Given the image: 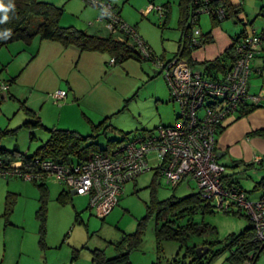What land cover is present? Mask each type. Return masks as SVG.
Segmentation results:
<instances>
[{
	"label": "rangeland",
	"instance_id": "obj_1",
	"mask_svg": "<svg viewBox=\"0 0 264 264\" xmlns=\"http://www.w3.org/2000/svg\"><path fill=\"white\" fill-rule=\"evenodd\" d=\"M44 3L56 5L63 9L60 25L64 28L73 27L88 35L109 37L111 32L105 23H96L99 18L98 9L89 5L87 0H40ZM121 13L123 21L129 26L136 27L144 42L155 55L165 60H172L179 50L181 31L179 27V0H107ZM238 8V18L223 21L214 27L212 19L207 15L201 16L200 27L204 35L212 33L214 29L222 27L229 32L230 38H237L242 34H252L253 29L261 32L264 29V16L261 9L264 0H230ZM167 9L169 20L165 24V17L159 9ZM165 14V13H164ZM94 23V26L90 25ZM115 39L126 41L127 36L118 33ZM37 39L34 43H38ZM130 43L134 44L132 39ZM26 47L17 42L4 47L0 52V82L9 80L23 71V58L27 51L20 52ZM108 62L111 60L107 57ZM128 71L120 67L110 66L111 73L116 70L108 85L111 90V102L96 99L83 103L82 109L92 115V110L108 107L119 100L123 112L112 115L106 137L96 140L101 149H106L108 140L127 141L138 132H149L160 126L174 127L177 125L181 108L172 102L168 86L163 74L157 76L160 70L153 62L139 64L134 61L128 63ZM121 68V69H120ZM142 70L145 74L142 73ZM25 72L21 74L17 84L10 92L14 98L0 100V131L7 132L1 142L3 149L33 156L37 150L49 140L50 134L43 129H33L26 123L36 121L23 107L22 99L28 91L25 89ZM102 93L99 92V95ZM122 94L126 99L122 100ZM50 95V94H49ZM53 95V94H51ZM48 97L45 106V118L51 114L52 129H70L72 124L57 123L60 109L66 102L56 103ZM48 96V95H47ZM67 99V98H66ZM65 99V100H66ZM127 101V103H126ZM73 103L69 101V104ZM39 109L41 103L38 105ZM38 111V110H37ZM46 112L49 114L46 115ZM44 123V122H43ZM55 123V125L53 124ZM77 128L84 137L93 134L92 128L85 123ZM69 127V128H68ZM33 136V139H32ZM228 158V157H226ZM220 160V159H219ZM227 166V173L234 176V181L248 192L250 201H257L262 192H253L264 171L257 166L256 170L238 172L234 164H227L225 157L221 160ZM77 163V162H73ZM154 161H151L153 164ZM45 183L48 189L46 235L42 242L41 221L37 213L41 208L42 193L38 187L41 183L22 179L19 176L0 175V264H95L96 251L104 253L112 259L119 255L117 247L122 252L128 248L122 244L125 235L136 233L143 226V242L130 255L131 264H233L229 262L230 252L226 245L233 236L242 234L249 226L250 220L246 214L237 215L212 211L195 216V222L204 224L210 231L205 235L192 234L185 245L178 241L157 239L156 218H148L147 206L154 198L165 201L176 197L178 199L194 195L198 192L195 181L188 179L176 188L169 186L166 180L156 178V171H148L137 178L135 182L125 187L118 206L105 218L101 219L89 207V198L73 194L72 190L63 184L55 175H48ZM251 192V193H250ZM65 194L64 201L61 195ZM175 221V220H171ZM177 221V220H176ZM189 218L179 221L180 226H187ZM162 224L160 223V226ZM160 243V244H159ZM209 248V252L201 259L198 253ZM188 249L190 252H187ZM193 251L196 254H193ZM192 252V253H191ZM250 256L249 262L255 261ZM255 264H264V254Z\"/></svg>",
	"mask_w": 264,
	"mask_h": 264
},
{
	"label": "built area",
	"instance_id": "obj_2",
	"mask_svg": "<svg viewBox=\"0 0 264 264\" xmlns=\"http://www.w3.org/2000/svg\"><path fill=\"white\" fill-rule=\"evenodd\" d=\"M87 2L99 11L96 23H105L111 34L123 33L132 39L142 56L164 75L172 102L181 108L177 125L135 134L86 163L64 164L46 159L39 162L41 172L38 174L22 173V165L14 164L13 171L0 168V175H18L27 180L55 175L73 194L88 197L90 209L101 219L118 206L126 185L148 171L155 170L173 187L189 178L195 181L200 199L214 211L247 215L254 226L255 241L264 254V193L259 200L250 201L248 194L238 186L226 184V168L220 164L217 151L218 132L224 121L243 106L261 103L259 97L250 94L249 80L252 62L264 44V33L253 29L251 35L233 41L236 59L232 69L220 78L211 77L192 69L180 56L168 61L157 57L110 2ZM199 14L219 20L226 18L223 8L205 7ZM196 21L195 17L191 22L190 40L203 48L202 31ZM114 63L112 60L111 64ZM2 89L6 91L8 87ZM51 98L59 103L67 98V92L58 91ZM260 162V158L255 159V163Z\"/></svg>",
	"mask_w": 264,
	"mask_h": 264
},
{
	"label": "trees",
	"instance_id": "obj_3",
	"mask_svg": "<svg viewBox=\"0 0 264 264\" xmlns=\"http://www.w3.org/2000/svg\"><path fill=\"white\" fill-rule=\"evenodd\" d=\"M205 7H212L214 9L223 8L226 13L225 20L238 18V8L234 7L231 4L230 0H201L200 2H196V0H179V27L181 31V39L179 42V50L175 57L180 56L181 59L185 60L191 66L192 69H199L209 74V76L211 77L220 78L229 70H231L233 65L235 64L236 58L234 52V43L218 59L212 62H197L192 58L193 53L200 50L202 47L199 45H193L192 41L190 40V35L192 33L191 22L196 17V22L198 24V27H200L202 15H200L199 12ZM114 8L120 15L121 13L117 10V7ZM63 12V9L57 7L56 5L44 3L40 0H0V52L4 47L17 42L24 43L26 46H31L36 39H40L41 41L58 43L62 47L67 49L76 48L82 53L106 54L110 57L111 61L115 60V63L113 64L115 66L121 65L130 59L137 60L139 62H150V60L142 56L136 45L130 43V40L128 38L126 39V41H121L115 39L114 34H111L109 37H102L97 35H88L73 27H62L60 25V20ZM159 12L161 13V15L163 13L166 24L169 20V12L164 8L160 9ZM262 13L264 16V7H262L261 9L260 15H262ZM209 17L212 19V24L214 27L220 26V24L225 21L219 20L214 16ZM134 28L136 29V27ZM258 33H264V29ZM246 36L247 34L244 33L241 36L234 38L233 41L236 42ZM202 41L203 47L211 44L213 41L211 32L207 35H204L202 32ZM153 54L155 53L153 52ZM256 56L257 54L255 55V58ZM158 73L162 74L161 72ZM18 80L19 76L10 78L9 80L4 81L5 83L1 82L0 100L5 99L1 95L2 92H6L7 99L14 98L11 95L9 89L14 84H16ZM3 86H7L8 89L6 91H3ZM22 104L29 115L36 117V121L34 123L28 122L25 124V126H29L33 129H44L50 134V137L49 140L44 143L33 156H29L21 154L17 151H14L12 153L3 149L1 146V142L7 132L0 131V168L3 170L13 171L12 166L14 164H21L22 173L38 174L41 172L39 162L46 159L64 164H71L73 162L86 163L91 160V158L96 154L108 153L113 148L124 142L107 139L108 146L106 149H101L96 143V140L99 137H106L108 130L111 129L112 125L109 122V118L105 119L98 125L92 124L93 134L84 137L76 131L45 128L41 120L37 117V114L26 106V102L23 101ZM258 105L243 106L232 116L240 115L239 118L244 117L251 113L255 108H257ZM223 129L224 127L222 124L219 129L218 136L221 134ZM254 134L264 136V131L255 132ZM19 177L24 179L22 176ZM47 177L48 176L40 180H31L36 183H41L38 185L42 193L41 208L37 213V217L41 221L40 233L42 242L44 241L46 235V204L48 197V189L45 183L42 182H44ZM158 177L161 178L160 174L156 172L157 180ZM186 180H184L182 183H184ZM224 180L226 184H234L248 194V192L245 191L236 182H228L226 177H224ZM182 183H180L179 185H181ZM178 186L171 187L176 188ZM254 190H261L264 193V178L255 185ZM198 193L199 192L181 199L173 196V198L165 201H159L154 198L152 204L147 206L148 218H156V224L158 226L156 229V234L157 239L160 243L164 240H174L178 241L180 244L185 245L186 240L190 238L189 235H205L206 232L210 231L208 226L204 224L199 225L195 222L194 219L195 216L200 214V212L209 213L214 211L208 204H206V202H203L200 199ZM64 199L65 194L63 193L61 195V200L64 201ZM232 213L237 215L244 214L239 212ZM186 218H189L190 220L188 221V225L180 226L179 221H183ZM172 219L175 221H171ZM160 223L162 224L161 226ZM143 226H145V223H142L140 225V229L136 233L125 235L122 244H127L128 248H126L125 252H122L120 247L118 246V256L112 259H108L105 257L103 252L96 251L94 253L95 264H131V253L137 250L143 242ZM229 240L230 241L226 245V248L230 252L229 262L233 264H246L247 262H249L250 256H253V259H255V262L253 263L255 264L262 255L261 246L255 241V231L252 223L242 234L233 236ZM187 252H190V250L188 249ZM208 252L209 248L200 250L197 256L198 259L203 258ZM194 253L196 254L195 251H193V254Z\"/></svg>",
	"mask_w": 264,
	"mask_h": 264
},
{
	"label": "crops",
	"instance_id": "obj_4",
	"mask_svg": "<svg viewBox=\"0 0 264 264\" xmlns=\"http://www.w3.org/2000/svg\"><path fill=\"white\" fill-rule=\"evenodd\" d=\"M229 34L222 27L214 29L211 33L212 43L194 52L192 58L197 62H212L218 59L233 44L234 38H230ZM34 42L30 46L31 48H27V50L24 48L20 51H27V56L23 58L22 62L25 68L21 74L25 72L24 85L25 89L29 90L22 99L25 98L26 106L37 114L45 128L48 129L51 126V114L49 117L47 115L49 112H46L49 118V121H47L44 113L45 106H47V102L49 103L48 97L58 91L67 92V99L64 100L67 105L61 107L60 118L57 123L61 125L64 120L65 124H72L75 128L72 131L79 132L77 128H80V126L85 127V123L92 128V124L98 125L107 118L111 121L112 115L118 111V113L123 112L127 105L122 107L119 100L112 105L108 104V107L92 110V115L86 113L82 109V105L83 103L88 104V99L101 98V100L111 102L112 98H109L110 95L107 94H111L107 90H111L108 83L113 76L118 74V71L114 70L111 73V71H108V67L120 66L126 71V74H130L127 66L130 61L139 64L145 62L130 59L121 65L115 66L108 62L107 57L109 56L106 54L82 53L76 48L67 49L58 43L41 41L40 39L37 44ZM142 73L145 74L143 70ZM21 74L17 75L19 79ZM158 75L160 74L158 73ZM107 77H109V81L106 80ZM12 90L13 88L10 87L9 91ZM101 91L102 93L99 95ZM249 92L259 97L261 103L244 117L239 118L240 115H237L228 118L223 123L224 129L217 138V151L220 154L219 162L226 168L225 177L228 182L235 181L234 176L227 173V166L221 162L223 157H225L227 164L233 162V166L239 170L238 172H243L244 169L245 171L256 170L257 166H260L259 169L264 171V136L254 134L255 132L264 131V44L261 46L252 65ZM121 98L123 100L127 97L122 94ZM69 101L73 103L69 104ZM40 103L41 107L39 109L38 105ZM53 124L55 125V123ZM256 158H260L261 162L255 163ZM262 176L263 179L264 175ZM257 191L262 192L261 190H253V192Z\"/></svg>",
	"mask_w": 264,
	"mask_h": 264
},
{
	"label": "water",
	"instance_id": "obj_5",
	"mask_svg": "<svg viewBox=\"0 0 264 264\" xmlns=\"http://www.w3.org/2000/svg\"><path fill=\"white\" fill-rule=\"evenodd\" d=\"M0 87H1V82H0ZM1 95H2V97H4L7 100V94H6V92H2Z\"/></svg>",
	"mask_w": 264,
	"mask_h": 264
}]
</instances>
